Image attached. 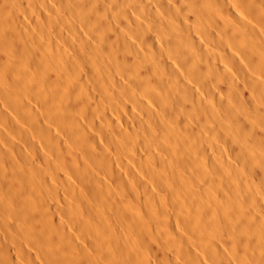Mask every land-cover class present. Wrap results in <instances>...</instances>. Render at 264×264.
Here are the masks:
<instances>
[{
  "label": "bare ground",
  "instance_id": "6f19581e",
  "mask_svg": "<svg viewBox=\"0 0 264 264\" xmlns=\"http://www.w3.org/2000/svg\"><path fill=\"white\" fill-rule=\"evenodd\" d=\"M0 264H264V0H0Z\"/></svg>",
  "mask_w": 264,
  "mask_h": 264
}]
</instances>
